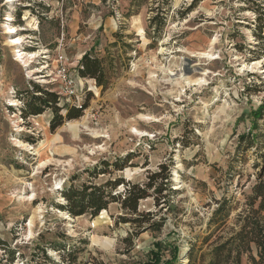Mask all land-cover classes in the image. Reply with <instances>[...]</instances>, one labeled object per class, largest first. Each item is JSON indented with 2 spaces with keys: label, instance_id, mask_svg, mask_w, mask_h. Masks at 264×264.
I'll return each instance as SVG.
<instances>
[{
  "label": "rangeland",
  "instance_id": "374dc122",
  "mask_svg": "<svg viewBox=\"0 0 264 264\" xmlns=\"http://www.w3.org/2000/svg\"><path fill=\"white\" fill-rule=\"evenodd\" d=\"M134 8L131 0H0L5 264H63L65 252L55 243L77 249L73 264H145L156 242L163 260L171 257V246L179 247L177 264H212L216 256L218 264L233 263L227 250L235 246L231 237L257 179V152L264 151V137L258 147L237 150L238 134L252 125L251 110L264 102V0H142L130 16ZM8 25L27 37L17 47L7 42ZM91 47L111 77L105 90L78 71ZM19 49L37 55L18 61ZM59 52L76 82L78 97L71 100L85 102V91L89 98L80 117L65 118L52 131V108L22 113L18 97L30 100L35 84L58 91L46 74ZM258 122L264 132V117ZM147 141L151 148L142 144ZM117 159L123 169L113 166ZM102 160L111 165L94 173ZM161 165L169 174L168 182L158 180L162 191L151 188L139 201V214L127 212L121 203L127 184H146ZM118 177L125 184L108 190L120 199L94 217L57 206L67 202L63 190L71 183ZM222 201L225 209L214 216ZM137 217L138 223L124 219ZM162 219L161 229L149 227ZM37 246H46L52 260ZM239 246L241 264H264L254 242Z\"/></svg>",
  "mask_w": 264,
  "mask_h": 264
},
{
  "label": "trees",
  "instance_id": "16d2710c",
  "mask_svg": "<svg viewBox=\"0 0 264 264\" xmlns=\"http://www.w3.org/2000/svg\"><path fill=\"white\" fill-rule=\"evenodd\" d=\"M132 6L135 7L133 10H130L132 13L130 16L139 10V7L142 4V0H131ZM28 7H31L27 5ZM157 15L150 18V22L156 23ZM94 50L91 47L89 50H86L82 57L79 60V74L83 77L94 78L97 82V85L102 86L103 90L107 89L110 85L111 77L106 69L104 61L98 55L92 53ZM35 91L30 100L24 102V98L20 97L23 101V111L22 113L30 114H42L47 108H52L53 117L51 118L49 128L54 131L58 126H60L65 118H77L82 115V112L87 107L88 98L83 103L81 107L70 106L66 103H60L59 95L56 92L49 91L44 89L39 84H35ZM40 92V94L38 93ZM62 108H67L66 114L61 113ZM25 110V111H24ZM252 125L248 132H241L238 134V152H241L242 146L243 149L247 150L249 147L259 146L260 138L264 137V132H258L260 129L259 119L264 117V102L259 104L256 109L251 110ZM258 157L257 161L254 163V166H259L260 169L257 172L256 182L252 186V192L248 195L247 198V208L239 214V218L243 220L240 229L231 237V240H235L232 248L227 250L226 260L232 258V264H241L242 251L241 244L245 245L244 249L248 248L251 242H254L257 245L259 255L262 261H264V222H260L261 213L264 212V151L259 150L257 152ZM126 159H131V155L127 154ZM260 160V161H259ZM120 160H115L112 164L116 169H123L124 164L119 163ZM101 163V164H100ZM99 164L92 168L94 173L106 172L103 170V166L107 167L111 164L108 160H102ZM103 165V166H102ZM106 169V168H104ZM165 169L164 165H161V170L152 173L149 177V181L139 186L134 184L132 187L128 183L127 190L121 199L122 207L127 210L129 213L139 214L138 204L140 199L146 198L150 194V189L154 188V192L158 195V192L162 191V184L158 183L159 178H164L165 182L169 181V177L165 175L162 171ZM234 169L233 166H230V170ZM231 173V172H230ZM77 176H74L73 179H76ZM124 183V178L118 177L115 180H109L102 184H96L93 182H85L80 187L70 184L69 187L63 190V195L65 196L67 202L57 204V206L62 210H67L70 214L74 216L89 214L92 217L99 214V212L105 210L109 203L113 200L120 199L116 194H111L112 192L108 190V187H116L119 184ZM125 184V183H124ZM167 184V183H165ZM170 189V188H169ZM172 189V188H171ZM174 191V190H171ZM164 201H166L164 199ZM257 205V206H256ZM225 209V204L223 201L220 204V207L215 210L214 216L223 212ZM224 215V214H223ZM214 216L211 220L214 219ZM264 220V214L262 215ZM139 217L137 218H124L127 221H132L138 223ZM162 220L154 221L150 223L149 227L154 230L161 229L163 225ZM6 242L0 238V245L5 247ZM7 245V244H6ZM157 248L150 251L151 258L145 264H177L179 258V247L171 246L172 252L171 257L163 260L162 254V244L156 242ZM42 254L43 258L46 260H52V257L47 252V247L37 246ZM53 247L56 250L63 251V264H73V259L71 255L76 253L77 249L67 250L66 244L55 243ZM9 253L13 256L15 255V249H11L9 246ZM22 255V254H21ZM34 257V256H33ZM4 258L0 257V264L4 263ZM217 260V261H216ZM222 258L216 256V259L212 260V264H218Z\"/></svg>",
  "mask_w": 264,
  "mask_h": 264
},
{
  "label": "built area",
  "instance_id": "2783aa9c",
  "mask_svg": "<svg viewBox=\"0 0 264 264\" xmlns=\"http://www.w3.org/2000/svg\"><path fill=\"white\" fill-rule=\"evenodd\" d=\"M46 76H50L51 81L58 82L59 89L56 93L59 95L60 100H61V95H64L65 99L67 101L66 104H68L70 106H75V107H81L83 105L84 102L81 104H76L73 102V100H71L73 97H78L77 96L78 93H77L76 82L70 73L68 58L65 56V54H63L62 52H59V54L56 58V65H55L54 69L52 70L51 73L46 74ZM92 79L94 80V84L99 88V86L96 83V80L94 78H92ZM87 89L92 90L95 94H97L93 89L90 88V85ZM86 92L87 91H85V101L88 97ZM18 98L20 99V103H23L20 96ZM82 98H83V96L81 95L80 98H78V99H82ZM142 144L146 148H151V144L148 141L142 142Z\"/></svg>",
  "mask_w": 264,
  "mask_h": 264
},
{
  "label": "bare ground",
  "instance_id": "6f19581e",
  "mask_svg": "<svg viewBox=\"0 0 264 264\" xmlns=\"http://www.w3.org/2000/svg\"><path fill=\"white\" fill-rule=\"evenodd\" d=\"M30 15H28V12L25 13L24 19H29ZM12 19V18H11ZM19 28L16 27V25H8L6 29V33L11 34L12 36L7 39V42L14 47L19 46L24 42V40L27 38L25 34H17L19 32ZM39 54V53H38ZM37 54L36 52L28 53L24 50H17V60L20 61L24 59L25 57H35ZM254 63H260V60H256Z\"/></svg>",
  "mask_w": 264,
  "mask_h": 264
}]
</instances>
